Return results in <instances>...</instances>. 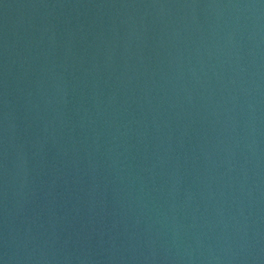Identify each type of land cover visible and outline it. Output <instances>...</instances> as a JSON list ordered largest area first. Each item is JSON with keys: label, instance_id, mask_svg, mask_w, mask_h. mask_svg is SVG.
Segmentation results:
<instances>
[{"label": "water", "instance_id": "95a60500", "mask_svg": "<svg viewBox=\"0 0 264 264\" xmlns=\"http://www.w3.org/2000/svg\"><path fill=\"white\" fill-rule=\"evenodd\" d=\"M0 264H264V0H0Z\"/></svg>", "mask_w": 264, "mask_h": 264}]
</instances>
